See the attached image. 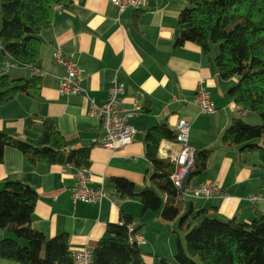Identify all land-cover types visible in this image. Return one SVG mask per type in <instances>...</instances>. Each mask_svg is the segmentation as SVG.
<instances>
[{
	"label": "crops",
	"instance_id": "0c3cea01",
	"mask_svg": "<svg viewBox=\"0 0 264 264\" xmlns=\"http://www.w3.org/2000/svg\"><path fill=\"white\" fill-rule=\"evenodd\" d=\"M186 0H145L139 10L119 14L110 0H76L67 8L55 10L52 25L42 32L39 60V97L18 94L0 104V132L32 145L41 141L42 120L50 119L71 149H89L90 188H102L106 197L97 204L74 203L70 189L73 171L65 165L37 164L29 166L17 149L6 147L0 163V190L8 181H25L37 194L31 220L32 229L49 239L57 234L69 236L70 251L94 250L106 234L109 224H118L122 216L132 219L131 227L145 240L141 251L142 264H157L160 259H172L176 243H183L184 231L179 219L189 207L208 211V216L235 219L248 223L257 214H264V189L260 179L264 171L258 166L255 153L245 154L238 147H225L221 137L231 120L249 117L259 124L257 115L239 113V108L226 97L235 79L223 81L210 65L201 48L193 43L176 46L179 36L178 15ZM65 54L74 53L83 70L79 95H60L58 76L62 69L53 61L56 48ZM217 55L212 46L210 56ZM5 63L13 64L6 67ZM0 74L12 79L28 76L27 67L14 64L0 49ZM125 85L123 104L134 102L141 112L131 120L138 133L122 150L109 151L92 145L101 135L99 120L89 114L88 98L96 104L107 99L112 80ZM202 79L210 93L216 112L200 113L194 102L198 81ZM257 117V118H256ZM33 123L26 127V121ZM190 125L188 146L193 150L211 151L206 170L191 186L206 180L215 181L223 195L211 201L188 199L182 214L172 222L162 220L160 210L142 212L137 198L126 200L113 183L123 178L134 185V192L149 185L150 165L145 158L146 130L166 123L175 131L179 120ZM259 122H258V120ZM179 152L175 142L162 141L158 155L173 160ZM259 196L250 203L249 198ZM162 205L166 196L162 195ZM186 210V211H185ZM8 233L0 230V240ZM0 264H14L0 258Z\"/></svg>",
	"mask_w": 264,
	"mask_h": 264
},
{
	"label": "trees",
	"instance_id": "16d2710c",
	"mask_svg": "<svg viewBox=\"0 0 264 264\" xmlns=\"http://www.w3.org/2000/svg\"><path fill=\"white\" fill-rule=\"evenodd\" d=\"M76 0H0V49L14 64L27 67L28 76L12 79L0 74V104L18 94L34 99L39 96L40 76H30L36 68L41 34L52 25L55 7H70ZM179 36L175 45H198L223 81L235 79L226 97L238 112L253 113L260 123L247 124L234 117L221 137L225 147H238L245 154L255 153L264 171V0H186L178 15ZM217 55L211 58V48ZM34 119L26 121V127ZM38 145L26 143L0 132V163L6 147L17 149L26 163L89 166V149H71L50 119L40 125ZM176 133L166 123L146 130L145 158L150 165L149 185L134 192V185L123 178L113 179L121 196L137 198L142 212L158 211L162 220L175 221L186 200L183 190L207 168L211 151L194 150L193 165L176 187L170 177L175 164L158 155L162 141L175 142ZM264 189V175L260 179ZM166 196L162 205L161 196ZM36 192L23 180L8 181L0 190V230L8 236L0 240V258L14 264H74L69 236L60 233L52 238L32 229L31 220L37 201ZM186 211V210H185ZM208 211L189 207L179 219L184 231L183 243L177 240L172 259L157 264H264V214L248 223L235 219L210 217ZM130 216L118 224H109L106 234L92 251L94 264H142L141 246L129 242Z\"/></svg>",
	"mask_w": 264,
	"mask_h": 264
},
{
	"label": "built area",
	"instance_id": "2783aa9c",
	"mask_svg": "<svg viewBox=\"0 0 264 264\" xmlns=\"http://www.w3.org/2000/svg\"><path fill=\"white\" fill-rule=\"evenodd\" d=\"M117 8L119 14L129 10H139L145 0H110ZM62 7H55L56 10ZM53 61L56 66L62 69V73L58 76V92L60 95H79L84 93L82 88L83 70L79 67L76 55L74 53L65 54L58 47L56 48ZM6 67H12L13 64L5 63ZM30 76H41L40 70L33 68ZM125 94V85L123 82L114 78L111 82V87L108 91L107 99L103 104H96L92 98H88L89 114L99 120L102 133L99 137L92 139L93 146H99L109 151H118L129 145L133 137L138 133L131 125V120L141 112V106L134 102L131 107H126L123 104ZM194 102L200 113L204 115H213L216 108L210 93L205 87L204 80L200 79L197 83ZM190 125L186 120H179L175 127V143L179 145L177 156L171 160L175 164V170L170 179L173 184L181 188L183 180L188 173V170L193 165L194 150L188 146V138ZM71 169L72 179L74 184L70 189V197L74 203L82 202L85 204L100 203L106 193L102 188H90L89 182L92 174L88 166L75 167L72 164L65 165ZM183 195L187 198L201 199L211 201L223 195L222 189L215 181L206 180L192 188L183 190ZM259 196H252L249 202L254 203ZM126 200L129 198L126 197ZM129 242L142 246L145 240L141 234L130 226L128 228ZM74 264H94L92 250L83 248L73 254Z\"/></svg>",
	"mask_w": 264,
	"mask_h": 264
},
{
	"label": "rangeland",
	"instance_id": "374dc122",
	"mask_svg": "<svg viewBox=\"0 0 264 264\" xmlns=\"http://www.w3.org/2000/svg\"><path fill=\"white\" fill-rule=\"evenodd\" d=\"M258 117V116H257ZM256 117V118H257ZM243 120H244V122H246L247 124H251V125H256V124H252V122H251V120H250V118L249 117H243L242 118ZM258 120V119H257ZM258 122H259V120H258ZM186 177V176H185ZM185 179V178H184ZM184 181V180H183ZM196 186V185H195ZM193 186H190V187H187V188H192ZM186 197V196H185ZM188 199H191V198H188Z\"/></svg>",
	"mask_w": 264,
	"mask_h": 264
}]
</instances>
